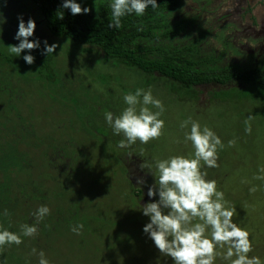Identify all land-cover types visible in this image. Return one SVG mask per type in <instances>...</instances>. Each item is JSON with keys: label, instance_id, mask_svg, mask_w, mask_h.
Instances as JSON below:
<instances>
[{"label": "rangeland", "instance_id": "1", "mask_svg": "<svg viewBox=\"0 0 264 264\" xmlns=\"http://www.w3.org/2000/svg\"><path fill=\"white\" fill-rule=\"evenodd\" d=\"M0 12V230L20 233L22 224L36 223L32 213L38 207L50 209L37 235L0 248V264H38L41 250L49 264H172L143 233L149 218L141 205L149 197L136 177L150 186L155 159L191 154L187 129L180 127L189 117L221 138L219 167L206 169L207 179L217 181L228 206L236 208L234 222L249 231V255L264 260V180L254 179L264 167V100L253 87L212 83L196 87L192 97L176 91L179 85L168 78L150 77L109 60L94 45L52 34L32 0H0ZM20 15L25 23L35 20L29 39H39L41 48L16 57L7 45L19 43L14 36ZM159 22L161 34L179 33L157 45L196 48L208 66L264 65V0H180ZM44 40L58 45L50 54L54 81L41 72ZM26 54L34 64H26ZM138 88H150L162 101L165 127L158 140L122 149L124 137L113 134L105 113L120 115L123 96ZM238 92L250 95L239 98ZM248 115L254 116L251 134L245 132ZM253 186L258 190L250 193ZM80 224L79 234L73 232ZM216 264L227 262L218 257Z\"/></svg>", "mask_w": 264, "mask_h": 264}, {"label": "clouds", "instance_id": "2", "mask_svg": "<svg viewBox=\"0 0 264 264\" xmlns=\"http://www.w3.org/2000/svg\"><path fill=\"white\" fill-rule=\"evenodd\" d=\"M149 6L153 9L159 7L157 0H111V20L107 27L119 30L123 17L131 14L142 17ZM62 8L68 9L73 16L87 15L92 11L76 0H63ZM63 18L64 13L59 19ZM17 19L18 30L14 39L19 43L7 46L10 54L20 57L25 50L31 53L40 49L41 42L39 39H29L34 36L37 27L34 19L29 18L26 23L22 15ZM139 31H143V28ZM43 45L40 54L46 57L58 47L47 40H44ZM23 60L32 65L35 57L26 54ZM123 101L126 107L120 115L114 116L111 111L105 113V121L113 134H122L124 137L118 147L127 148L137 141L147 145L150 141L158 140L165 127V121L160 118L165 111L162 101L153 96L150 88L128 92L123 96ZM152 108L158 111H152ZM253 119V115H248L244 121L247 134L252 132ZM180 127L187 129L184 142H190L191 154L155 159V179L150 186L143 176L136 177L137 185L147 186L146 195L149 197V202L141 205L142 214L149 218L143 226V233L154 243L161 256L171 259L172 264H216L218 257L227 264H264L260 256L249 255L254 251L253 240L246 228L234 222L236 208L228 206L224 192L217 190V181L207 179L206 169L219 167L218 150L224 148L221 138L207 125L202 127L191 117L181 122ZM235 144V140L228 141L229 147ZM259 172L261 174L254 179L264 180V167ZM257 190L253 186L249 192L255 193ZM3 214L8 215L6 209ZM49 214L48 206L41 205L32 213L36 223L22 224L20 233L6 228L0 230V248L19 246L23 243V237L37 235V225ZM82 228L80 224L73 227L72 231L79 234ZM32 252L37 254L35 248ZM38 256V264H49L42 250Z\"/></svg>", "mask_w": 264, "mask_h": 264}, {"label": "trees", "instance_id": "3", "mask_svg": "<svg viewBox=\"0 0 264 264\" xmlns=\"http://www.w3.org/2000/svg\"><path fill=\"white\" fill-rule=\"evenodd\" d=\"M44 16L49 31L59 37L69 39L76 44H91L100 48L113 62L141 70L150 77L156 74L168 78L185 90L189 96H196V87L207 84L228 85L231 82L248 84L253 87L254 96L264 100V65L242 69L231 64L211 67L198 57L196 48L177 47L175 45H157L163 39L175 38L177 31L160 33L159 22L165 13L179 8L180 0H157L159 7L149 8L142 17L135 14L122 18L119 30L107 27L111 20V0H102L97 6L85 0H76L92 11L87 15H71L62 8L63 0H32ZM64 13V18L59 19ZM143 31H139L140 28ZM44 78L55 80V71L50 55L42 64ZM151 80V79H150ZM150 80L148 82H150ZM175 88V87H174ZM239 98L249 96L237 93ZM252 94V93H251ZM225 95L230 96L228 92ZM24 192V191H23Z\"/></svg>", "mask_w": 264, "mask_h": 264}]
</instances>
